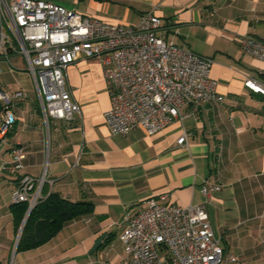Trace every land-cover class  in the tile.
<instances>
[{
	"label": "crops",
	"instance_id": "obj_1",
	"mask_svg": "<svg viewBox=\"0 0 264 264\" xmlns=\"http://www.w3.org/2000/svg\"><path fill=\"white\" fill-rule=\"evenodd\" d=\"M106 21L138 23L151 9L160 36L214 59L212 77L223 102L191 104L153 135L112 133L104 113L111 99L98 57L67 69V85L81 106L71 120L47 123L32 75L0 58V83L13 94L16 122L0 139V260L10 264L20 228L11 205L24 175L73 201L93 203L45 244L16 252L12 264H127L120 240L128 212L163 193L168 201L204 204L227 254L264 264V95L245 86L264 78V63L241 51L239 38L264 37V0H55ZM12 62V60H11ZM32 97V93H35ZM186 133L187 145L177 140ZM23 167L13 170V150ZM220 188L208 196L203 188ZM105 234L100 246L97 240Z\"/></svg>",
	"mask_w": 264,
	"mask_h": 264
},
{
	"label": "built area",
	"instance_id": "obj_2",
	"mask_svg": "<svg viewBox=\"0 0 264 264\" xmlns=\"http://www.w3.org/2000/svg\"><path fill=\"white\" fill-rule=\"evenodd\" d=\"M161 17L155 9L138 23L106 21L55 0H0V58L12 64L23 56L41 102L43 116L71 120L81 106L67 85V69L80 58L98 57L110 94L104 113L112 133L143 130L153 135L180 117L191 104L223 102L218 80L211 75L214 59L160 36ZM241 51L264 63V37L239 38ZM264 74V67H263ZM245 86L264 95V78H247ZM0 83V139L16 122L13 99ZM179 145H187L184 133ZM23 147L13 150V170L23 167ZM43 181L24 175L13 195L15 202L40 198ZM204 187L209 195L219 189ZM127 264H237L227 254L204 204L180 205L163 193L148 199L141 210L125 216L120 233Z\"/></svg>",
	"mask_w": 264,
	"mask_h": 264
},
{
	"label": "trees",
	"instance_id": "obj_3",
	"mask_svg": "<svg viewBox=\"0 0 264 264\" xmlns=\"http://www.w3.org/2000/svg\"><path fill=\"white\" fill-rule=\"evenodd\" d=\"M41 196L28 214L17 245V252L37 248L57 235L66 224L93 212V203L73 201L60 192L50 190L45 183ZM29 201L14 202L11 211L17 230L29 209ZM0 264H3L0 260Z\"/></svg>",
	"mask_w": 264,
	"mask_h": 264
},
{
	"label": "rangeland",
	"instance_id": "obj_4",
	"mask_svg": "<svg viewBox=\"0 0 264 264\" xmlns=\"http://www.w3.org/2000/svg\"><path fill=\"white\" fill-rule=\"evenodd\" d=\"M7 62V61H6ZM8 63V62H7ZM12 65H10V67H12L13 69L15 70H21V69H27V63H26V60L24 59L23 56H12ZM32 97L35 95L36 96V91L35 93H32L31 94ZM13 255H14V252L13 254L11 255V261H10V264H12V260H13Z\"/></svg>",
	"mask_w": 264,
	"mask_h": 264
},
{
	"label": "water",
	"instance_id": "obj_5",
	"mask_svg": "<svg viewBox=\"0 0 264 264\" xmlns=\"http://www.w3.org/2000/svg\"><path fill=\"white\" fill-rule=\"evenodd\" d=\"M33 208V205L31 206H29V209H28V212H27V214H26V216H25V218H24V220H23V222H22V224H21V228H20V232H19V235H18V237H17V241H16V244H15V249H14V254H15V252H16V249H17V245H18V241H19V238H20V236H21V233H22V230H23V228H24V225H25V223H26V220H27V217H28V214L30 213V210ZM105 238V234H103L98 240H97V242H96V244H95V246H94V248H93V251L94 250H96L99 246H100V244H101V242H102V240Z\"/></svg>",
	"mask_w": 264,
	"mask_h": 264
}]
</instances>
